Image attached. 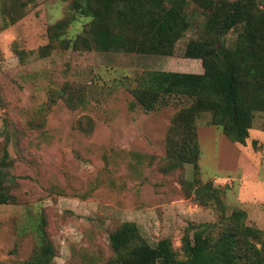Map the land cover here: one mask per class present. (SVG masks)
Listing matches in <instances>:
<instances>
[{"label":"rangeland","instance_id":"1","mask_svg":"<svg viewBox=\"0 0 264 264\" xmlns=\"http://www.w3.org/2000/svg\"><path fill=\"white\" fill-rule=\"evenodd\" d=\"M20 1L13 15L21 17L7 25L10 4L0 0V159L12 196L0 204V264L30 259L42 219L51 264H106L108 237L125 222L149 244L168 238L180 252L187 226L234 211L244 212L249 233L262 237L253 242L264 248V108L253 112L245 145L209 126V112L200 113L196 165L166 171L171 119L191 101L172 98L145 112L130 91L144 71L203 73L200 60L181 53L203 38L208 0L179 4L187 28L171 56L87 48L80 43L90 19L70 12L72 0ZM62 19L71 22L51 39L49 28ZM63 40L78 49L75 43L64 49ZM233 40L230 32L224 43ZM207 183L219 190L221 210L195 199V189Z\"/></svg>","mask_w":264,"mask_h":264},{"label":"trees","instance_id":"2","mask_svg":"<svg viewBox=\"0 0 264 264\" xmlns=\"http://www.w3.org/2000/svg\"><path fill=\"white\" fill-rule=\"evenodd\" d=\"M8 1L7 25L21 17L15 18L13 13L22 6L20 0ZM72 1L70 12L78 11L90 19L87 37L80 43L87 48L94 45L100 51L171 56L174 42L187 28L183 0ZM203 10L207 12L203 38L190 40L181 53L184 58L200 60L203 73L144 71L130 86L135 103L145 112L168 106L172 98L191 101L171 119L166 171L177 170L185 163L196 165V120L200 113L209 112V126L219 129L231 142L245 145L253 112L264 108V92L248 90L254 84L264 86V0H208ZM70 22L62 19L53 24L48 30L50 38L61 37ZM230 32L234 40L227 46L224 41ZM63 41L64 49L74 43L73 48L79 47L75 41ZM6 166L2 157L0 204L12 199L4 186ZM195 199L216 209L223 206L219 190L209 183L195 189ZM244 219L243 211H234L229 216L221 214L215 223L187 226L180 252L173 249L168 238L149 244L135 224L125 222L108 237L111 255L106 264H264V248L253 242L262 243V237L250 234ZM44 227L42 219L37 226V248L20 264L52 263L54 250Z\"/></svg>","mask_w":264,"mask_h":264}]
</instances>
